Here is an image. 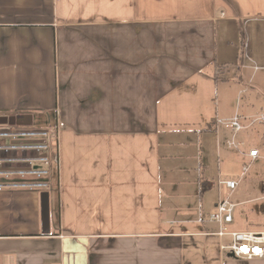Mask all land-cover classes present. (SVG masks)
Masks as SVG:
<instances>
[{"label": "crops", "instance_id": "obj_1", "mask_svg": "<svg viewBox=\"0 0 264 264\" xmlns=\"http://www.w3.org/2000/svg\"><path fill=\"white\" fill-rule=\"evenodd\" d=\"M251 69L264 73V0H0V118L64 124L48 233L41 192L1 191L0 264H264L200 222L220 182L264 160ZM222 154L238 176L224 180Z\"/></svg>", "mask_w": 264, "mask_h": 264}, {"label": "built area", "instance_id": "obj_2", "mask_svg": "<svg viewBox=\"0 0 264 264\" xmlns=\"http://www.w3.org/2000/svg\"><path fill=\"white\" fill-rule=\"evenodd\" d=\"M238 117L233 116L230 126L233 132L241 129ZM264 123V116L259 118ZM64 127L57 122L53 129L26 128L10 123L0 125V192L3 190H28L46 193L51 186V174L58 169V154L54 150L58 132ZM230 147L236 146L229 143ZM251 162L259 156L257 150L247 154ZM248 166L243 168L246 173ZM227 194L219 193L214 211L203 223L217 226L215 233L222 241L219 248L228 251L231 258L251 261L264 260V232L230 231L236 204L230 202L239 181H223Z\"/></svg>", "mask_w": 264, "mask_h": 264}, {"label": "rangeland", "instance_id": "obj_3", "mask_svg": "<svg viewBox=\"0 0 264 264\" xmlns=\"http://www.w3.org/2000/svg\"><path fill=\"white\" fill-rule=\"evenodd\" d=\"M253 69L249 70L248 76H251L252 74H254L253 77H255L251 82V88L252 87H256L259 78L264 75V73L261 72H257L253 71ZM233 74H230V78L232 77ZM247 82V80H246ZM44 123H38L37 127L44 129ZM255 131H254V140L256 139V134L260 133L259 129L261 130V124L260 123H256L255 125ZM47 129V128H45ZM44 129V130H45ZM221 158L223 159V161H225L224 163H222V173L225 177L224 180H228L227 177H233V175H230L231 173L234 174L235 176H238V174H240V169L237 166V163L235 161V159L237 158H233L234 163L232 164L231 162H229L228 160L224 159V156L222 154ZM220 158V159H221ZM221 159V160H222ZM210 164L207 165L206 169L208 171V173L210 174H216L217 173V161L215 159V156H212V158H210ZM238 161H241V163H245L247 164L248 161L243 160L242 158H239ZM237 172V173H235ZM236 179V178H235ZM232 180V181H235ZM262 185H264V160L263 161H258L255 164H253L249 170L248 173H246V177L244 179V181L240 184V186L236 189L234 195L232 196V198L230 199V202L235 204V203H239L242 201H250V199H259L257 201L254 202H250V204L247 205H241L238 206L235 210V213L233 215V219H234V223L230 226V230L231 231H243V230H259L257 227V225L259 224L260 221L264 220V192L262 191L261 187ZM49 195H51V197H53L52 195V191H49ZM251 208H253L256 212L254 214H250V215H243L241 214V211H248Z\"/></svg>", "mask_w": 264, "mask_h": 264}, {"label": "water", "instance_id": "obj_4", "mask_svg": "<svg viewBox=\"0 0 264 264\" xmlns=\"http://www.w3.org/2000/svg\"><path fill=\"white\" fill-rule=\"evenodd\" d=\"M7 121L4 118H0V125L6 124ZM48 200L49 195L47 193H41V224L43 226V233H48V216H49V209H48Z\"/></svg>", "mask_w": 264, "mask_h": 264}]
</instances>
